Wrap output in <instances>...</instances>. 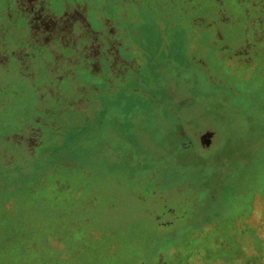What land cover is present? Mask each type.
<instances>
[{
    "label": "flooded vegetation",
    "instance_id": "1",
    "mask_svg": "<svg viewBox=\"0 0 264 264\" xmlns=\"http://www.w3.org/2000/svg\"><path fill=\"white\" fill-rule=\"evenodd\" d=\"M159 1L0 0V172L5 176L0 175V184L9 176H21V172L34 168L40 161L46 163L41 174L32 171L29 181L24 183L31 185L30 205L17 206L10 200L3 207L4 213L13 219L12 225L18 221L16 207L28 214L29 222H35L22 254L48 250L54 257L49 264H77L71 258L84 247L88 255L93 252L88 259L95 260L96 253L95 262L106 264L114 249L119 256L129 255L130 247H135L137 264H177L178 253L169 254L173 249L167 250L162 235L187 217L185 202L193 188L184 189L181 201H177L176 194H168L169 201L165 193L156 192L155 184L149 189L153 193L148 194V185L132 180V174L119 158L111 163L100 150L88 145L79 146L85 148L80 150L84 159L74 162L81 167L75 171L80 176L68 179L72 189L62 192V200L55 196L58 190L52 180L56 167L74 160L62 159L61 127L65 113L74 110L80 99L92 102L91 95L107 94L112 78L125 84L121 91L131 89V84L138 89L141 84L146 60L132 31L141 28L143 15L151 10L153 2ZM179 4L181 11L194 13V23L201 20L214 25V35L222 41L221 50L227 49L228 56L235 57L238 63L252 65L256 57L264 56V0H180ZM239 23L242 26L238 27ZM25 98L28 107L23 117L14 120L8 112L21 108ZM89 119L84 123L88 134L83 140L90 143L95 138L92 134L100 130L98 122L94 124ZM72 128H67L65 134ZM57 148L60 151L56 152ZM94 161L101 163V168L115 179L113 185L102 184L99 192H113L121 197L126 194L135 205L133 210L115 216L113 202L101 201L99 192L90 194L98 185L89 184L94 173L89 163ZM66 174L62 171V176ZM99 180L96 178V183ZM48 214L53 217L49 227ZM124 217H131V221ZM4 224H8V219L1 213L0 239L4 236ZM43 229L47 232L40 237ZM21 233L9 238L22 240L25 236ZM124 241L129 242L127 249L121 246ZM148 242L153 244L150 250ZM66 245L72 251H65ZM147 250L148 261L144 259ZM35 260L42 264L40 258Z\"/></svg>",
    "mask_w": 264,
    "mask_h": 264
},
{
    "label": "rangeland",
    "instance_id": "2",
    "mask_svg": "<svg viewBox=\"0 0 264 264\" xmlns=\"http://www.w3.org/2000/svg\"><path fill=\"white\" fill-rule=\"evenodd\" d=\"M155 3L143 15L141 28L132 31L141 41L138 48L146 60L138 89L131 84V89L121 91L125 84L110 79L107 94L91 95L92 102L80 99L74 110L65 113L62 138L68 135L67 128H84L90 118L94 124L98 122L100 132L92 134L95 138L90 143L81 141L82 145L100 150L111 163L119 158L132 173L149 164L148 169L153 167L158 178L167 170L169 173L181 169L186 176L176 185L185 189L195 186L189 177L201 178L200 183L210 194L209 203L216 204L207 207H219L222 215L215 214L203 229H190L192 250L178 264H264V56L256 57L252 65L240 64L228 56L227 49L221 50L222 41L214 35L215 26L201 20L194 23L191 10L179 9L180 0ZM132 95L138 99L137 105L131 102ZM27 101L23 99L21 108L8 112L14 120L23 117ZM63 164L52 169L57 172L52 179L58 190L55 196L61 200L63 193L72 189L68 179L79 178L75 171L81 170L74 162ZM101 165L96 161L89 163L94 171L89 184H98L91 195L102 192V184L114 183L113 175ZM62 171L68 174L62 176ZM96 178H100L98 183ZM99 194L101 201L114 203L115 216L134 209L126 194ZM167 195L165 192L164 197L171 201ZM14 211L18 220L14 225L9 215L2 214L8 224L3 225L4 236L0 239V264H38L35 259L39 258L42 264L51 263L54 257L48 250L22 254L35 222H29L28 214L18 207ZM48 215L49 227L53 217ZM130 218L124 217L133 222V216ZM46 230L39 236L45 235ZM18 231L25 236L22 240L9 238ZM181 233L178 231L177 236ZM125 242L121 246L127 249L129 242ZM152 247V242H148L147 249ZM116 249L106 264H137L135 247H130L129 255L118 256ZM64 250L72 251L67 245ZM148 250L144 254L147 261ZM205 250L208 255L203 258ZM88 256L92 258L93 252L88 255L82 247L71 259L77 264H97L96 253L95 260Z\"/></svg>",
    "mask_w": 264,
    "mask_h": 264
},
{
    "label": "trees",
    "instance_id": "3",
    "mask_svg": "<svg viewBox=\"0 0 264 264\" xmlns=\"http://www.w3.org/2000/svg\"><path fill=\"white\" fill-rule=\"evenodd\" d=\"M137 41H139L137 39ZM141 41H139L140 44ZM136 96V95H135ZM131 102L134 103V105L138 104V99L135 97L130 96ZM129 101V100H128ZM116 104L119 103V101H115ZM141 104V102H140ZM67 136L62 140V159L63 157H69L73 158L74 160L70 162H79L81 159H84V156L81 155V151L84 150L85 148L79 147L80 145L82 146V140L83 137L88 134L86 130L80 127H73L70 129V131L67 132ZM71 147V148H68ZM81 150V151H80ZM60 151L58 148L56 149V152ZM148 165L144 167L142 170H138L136 173H132L130 171L131 178L132 180L138 182V181H144L147 186L146 192L148 194L153 193V191H150V187H152L154 184V187H157L156 192H168V194L175 195L176 194V199L177 201H181V197L184 195V189L181 186L176 185V181L180 180L181 178H184V175L182 174L181 169L179 171L176 170H171V172L168 173V170L166 172H163L161 177L158 178L155 174L156 172H153V167L151 169H148ZM46 166V163L44 161H40L35 165V167H28L29 170L26 172H21L22 175L20 176H9L7 179H2V183L0 184V214L4 213L3 207L10 203V200L14 204L18 206V204L22 206H28L30 205V200L28 198V193L29 190L31 189V185H26L24 184L27 181H29V177H31L32 171L34 173L39 174L40 172L44 171V167ZM168 177V174H170ZM193 175L194 173L191 172ZM41 174V173H40ZM0 175L2 177H5L2 175L0 172ZM196 177V176H195ZM192 178L195 182L194 190H192V193L190 196L186 198L185 206L187 208L186 212L187 217L184 219L182 224H179L178 227H170L169 230L164 233L162 236V241L164 246H166L167 250L173 249L179 253V259L178 262L184 258L188 257V253L191 252V246L193 240L189 238L190 234L192 231L195 229H200V228H205L209 223H211L213 216L215 214L217 215H222V210L217 207L211 206L208 208V205H216L214 203H209V198L210 194L208 195V191L206 189V186L203 183H200L201 178L194 179ZM1 180V179H0ZM24 180V182H23ZM40 181V180H39ZM20 182H23L21 184ZM20 183V184H19ZM19 186H16L18 185ZM159 185H162L161 187ZM14 186V187H12ZM15 188V189H14ZM181 188V189H180ZM17 189V190H16ZM172 191V192H171ZM155 193V190H154ZM174 193V194H173ZM187 194V193H186ZM183 201V200H182ZM176 202V201H175ZM200 226V228L198 227ZM192 227V228H191ZM190 229L192 230L190 232ZM181 231L182 233L179 234L180 236H177V232ZM200 231V230H199ZM197 231V232H199ZM190 239L192 241H190ZM227 245L229 246V242L227 240ZM208 255V250H205L202 253V257L206 258ZM177 262V264H178Z\"/></svg>",
    "mask_w": 264,
    "mask_h": 264
}]
</instances>
